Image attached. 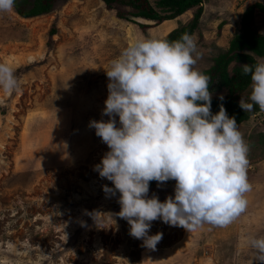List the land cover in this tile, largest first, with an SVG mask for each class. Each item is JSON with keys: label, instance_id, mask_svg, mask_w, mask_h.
<instances>
[{"label": "rangeland", "instance_id": "1", "mask_svg": "<svg viewBox=\"0 0 264 264\" xmlns=\"http://www.w3.org/2000/svg\"><path fill=\"white\" fill-rule=\"evenodd\" d=\"M149 2L156 8V0ZM257 4L264 0L203 4L193 34L202 54L195 65L199 71L209 70L228 50L243 13ZM118 11L133 9H107L101 0H60L50 14L38 17L23 18L15 7L0 13V63L10 65L20 82L19 92L0 89V264H253L243 238L264 236V113L239 127L249 147L252 189L234 222L186 231L153 221L149 235L162 232L163 238L152 251L115 215L119 196L106 195L103 186L113 188L112 183L93 170L109 149L89 127L91 120L109 119L101 115L108 96L105 71L126 47L164 39L188 23L196 8L144 30L133 16L118 18ZM263 20L256 10L251 25L260 35ZM224 95L225 90L212 94ZM175 183L156 184L148 197L160 202L174 197Z\"/></svg>", "mask_w": 264, "mask_h": 264}, {"label": "clouds", "instance_id": "2", "mask_svg": "<svg viewBox=\"0 0 264 264\" xmlns=\"http://www.w3.org/2000/svg\"><path fill=\"white\" fill-rule=\"evenodd\" d=\"M15 2L0 0V13L12 12ZM201 55L188 33L171 42H134L105 71L108 96L101 115L109 119L89 122L109 149L93 168L114 185H104L103 191L120 194L121 210L115 215L128 223L131 237L152 251L163 238L162 232L149 235L153 221L186 231L205 224L227 226L248 205L249 147L223 104L218 113L211 112V77L195 67ZM241 68L250 74L251 91L247 101L241 97L240 108L251 112L255 105L264 111V60ZM0 89L20 91L7 63H0ZM169 180L176 182L174 197L164 202L148 197L150 182L159 187ZM243 239L253 251V264H264V236Z\"/></svg>", "mask_w": 264, "mask_h": 264}, {"label": "trees", "instance_id": "3", "mask_svg": "<svg viewBox=\"0 0 264 264\" xmlns=\"http://www.w3.org/2000/svg\"><path fill=\"white\" fill-rule=\"evenodd\" d=\"M59 1L34 0L28 6L26 0H16L14 7L21 17L27 19L50 14ZM101 1L105 3L107 9H112L115 5L128 6L133 9L132 12L118 11L117 16L120 19L129 20L128 16L130 15L134 18L153 21L155 24L177 19L196 8L193 18L188 23L180 24L164 38L171 42L179 39L184 33L190 35L195 33L200 24L203 4L208 0H156V8L150 4L149 0ZM256 10L261 12L264 19V5L257 4L248 7L241 18L240 32L236 33L231 39L228 50L215 57L213 65L204 72V74L211 77L209 91L212 94L213 92L225 90L223 100L212 96L211 112L213 114L218 113L220 105L223 104L228 116L235 118L238 128L242 124L254 121V118L264 113L255 105L251 112H244L239 106L241 97H244L247 101L250 95L248 92L249 87L251 86L250 74L244 75L241 65L254 64L257 61L256 57L264 59V35L258 34L251 25ZM139 26L144 30L148 27V24H139ZM54 33L55 29L53 28L51 35ZM173 182L175 181L169 180L165 183L171 185ZM156 184V181L150 182L149 188L154 187ZM117 194L120 195L118 192Z\"/></svg>", "mask_w": 264, "mask_h": 264}, {"label": "water", "instance_id": "4", "mask_svg": "<svg viewBox=\"0 0 264 264\" xmlns=\"http://www.w3.org/2000/svg\"><path fill=\"white\" fill-rule=\"evenodd\" d=\"M137 19V22L139 24H150V23H153V21H150V20H146V19H143V18H136ZM150 21V22H148Z\"/></svg>", "mask_w": 264, "mask_h": 264}, {"label": "bare ground", "instance_id": "5", "mask_svg": "<svg viewBox=\"0 0 264 264\" xmlns=\"http://www.w3.org/2000/svg\"><path fill=\"white\" fill-rule=\"evenodd\" d=\"M148 22H150V21H148Z\"/></svg>", "mask_w": 264, "mask_h": 264}]
</instances>
